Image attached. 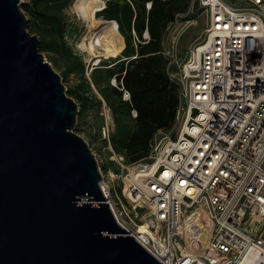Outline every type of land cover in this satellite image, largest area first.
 Segmentation results:
<instances>
[{"label":"built area","instance_id":"1","mask_svg":"<svg viewBox=\"0 0 264 264\" xmlns=\"http://www.w3.org/2000/svg\"><path fill=\"white\" fill-rule=\"evenodd\" d=\"M192 2L206 24L174 75L175 134L157 136L139 160L115 156L113 203L127 223H146L156 240L142 236L168 264H264V0Z\"/></svg>","mask_w":264,"mask_h":264},{"label":"water","instance_id":"2","mask_svg":"<svg viewBox=\"0 0 264 264\" xmlns=\"http://www.w3.org/2000/svg\"><path fill=\"white\" fill-rule=\"evenodd\" d=\"M21 3L0 0V264H168L114 210Z\"/></svg>","mask_w":264,"mask_h":264},{"label":"rangeland","instance_id":"3","mask_svg":"<svg viewBox=\"0 0 264 264\" xmlns=\"http://www.w3.org/2000/svg\"><path fill=\"white\" fill-rule=\"evenodd\" d=\"M102 1L105 5L108 0ZM76 2L77 0H69L59 11L57 6L49 9L51 13L58 14V18L60 17L63 21L62 37L50 36L46 46L42 47L39 43L38 48L61 76L66 88L71 87L77 90L78 84L84 77L83 89L88 99L84 104H78V101L74 99L78 105V112L73 131L87 142L96 158L101 161L100 169L104 173L103 178L110 184V195L113 200L118 201L122 199L121 178L116 175L119 173L120 166L114 160L115 156L122 154L126 163L139 160L149 154L150 146L157 136L165 132L175 134L180 107L178 89L176 101L171 97L161 98L142 111L141 118L136 119L130 113L125 114L123 110H118L115 114L105 95L113 87L112 75L118 71L121 62L109 69L101 63L102 61L111 63L119 57L122 60L126 59L122 54L124 44L118 54L107 53L87 59L85 53L78 48L79 40L86 27L83 18L76 10ZM186 3V8L175 13L166 23L160 38V55L164 70L173 82L175 72L188 49L203 36L206 24V17L202 10L192 0H187ZM25 16L28 19L27 31L36 35L30 29L35 20L28 14ZM95 17L98 20L93 25L91 36L113 30L119 32L114 22L103 19L101 11L96 10ZM186 25L189 26L183 31ZM130 42L136 47L137 40L132 39V32ZM140 42L145 43L143 39ZM87 45L96 53L95 55L105 51L102 45L95 46L90 39ZM98 58V64H94ZM93 67L97 68L93 69ZM68 69L70 72L67 73ZM109 101L113 102V98L110 97ZM108 172L113 176L108 177Z\"/></svg>","mask_w":264,"mask_h":264},{"label":"trees","instance_id":"4","mask_svg":"<svg viewBox=\"0 0 264 264\" xmlns=\"http://www.w3.org/2000/svg\"><path fill=\"white\" fill-rule=\"evenodd\" d=\"M69 0H30L22 2L21 8L25 14L33 18L35 22L30 26L33 33L39 38L42 47L46 46L50 36L62 37L63 21L58 14L51 13L50 8L59 11ZM150 1L151 6L146 11L145 2ZM187 0H108L104 7L99 10L104 20L114 22L124 39L122 54L126 59L117 58L111 63L102 61V65L110 67L119 64L120 68L115 71L117 85L120 82L130 94V102L121 99L122 91L113 86L105 95L109 105L116 114L123 110L128 115L131 107L137 110L136 119L141 118V112L151 106L157 100L171 97L177 100L178 86L171 81L165 70L160 55V38L162 29L171 20L175 13L186 8ZM102 18V17H101ZM147 27L149 39L141 43L142 31ZM133 32L139 39L136 47L130 42V33ZM135 55V56H133ZM97 68V67H96ZM93 68V69H96ZM92 69V70H93ZM67 73L70 72L68 69ZM84 77L78 84V89L67 88L66 93L76 99L78 104L86 103ZM113 98V102L109 98ZM118 120V118H116Z\"/></svg>","mask_w":264,"mask_h":264},{"label":"bare ground","instance_id":"5","mask_svg":"<svg viewBox=\"0 0 264 264\" xmlns=\"http://www.w3.org/2000/svg\"><path fill=\"white\" fill-rule=\"evenodd\" d=\"M104 7V2L101 0H77L76 2V10L78 11V13L80 14V16L83 18L84 22H85V27L86 30L84 31L83 36L80 38L79 43H78V48L85 53V57L87 59L94 57V56H98L99 55H103V54H107V53H111V54H118L120 49L122 48L124 41H123V36L121 35V33L117 32L116 30L114 31H108V33H99L95 36H91V32L93 29V25L95 23H97V18L95 17V11L100 10ZM189 25H186L183 28V31H185L188 28ZM181 31V32H183ZM88 39H90V42L96 45H102L101 47H104L105 51L102 52V54H97L93 52L87 45V41ZM110 51V52H109ZM98 60L99 58L94 61V64H98ZM95 68V67H93ZM109 111V110H108ZM108 113V112H107ZM165 134H167V132H165ZM112 170V169H110ZM108 177H112V173L108 172L107 173ZM103 186L106 188H109L108 182L106 181L105 178H103L101 180ZM111 203L113 205L114 210L116 211L117 215L119 216V218L131 229H133L134 231H136L137 233L143 235L144 233H149V235H151L153 240H156L153 233L150 232V230L146 227V223L144 224H138L136 225H131L129 223H127L118 213V211L116 210V207L114 206L113 203V199L112 197H110Z\"/></svg>","mask_w":264,"mask_h":264},{"label":"crops","instance_id":"6","mask_svg":"<svg viewBox=\"0 0 264 264\" xmlns=\"http://www.w3.org/2000/svg\"><path fill=\"white\" fill-rule=\"evenodd\" d=\"M107 21V20H106ZM110 22V21H109Z\"/></svg>","mask_w":264,"mask_h":264}]
</instances>
